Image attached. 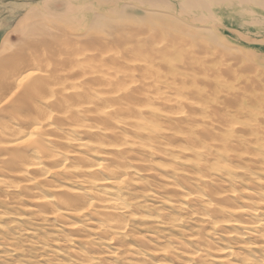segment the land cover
Instances as JSON below:
<instances>
[{"label": "bare ground", "instance_id": "1", "mask_svg": "<svg viewBox=\"0 0 264 264\" xmlns=\"http://www.w3.org/2000/svg\"><path fill=\"white\" fill-rule=\"evenodd\" d=\"M215 1L242 25L264 26V0ZM87 3L90 17L61 18L43 0L17 19L15 42L0 41V206L25 200L37 225L74 233L53 244L70 248L69 264L115 257L120 247L106 252L114 242L139 255L120 264H238L224 242L233 235L264 251V52L234 46L207 0H183L173 18L122 0ZM152 197L178 214L151 215ZM12 217L0 210V224L36 235ZM184 220L195 227L181 246L155 245L156 228L134 238L155 245L148 251L123 243L133 223L178 229ZM94 238L98 253L70 247L91 251ZM8 239L0 249L16 255Z\"/></svg>", "mask_w": 264, "mask_h": 264}, {"label": "rangeland", "instance_id": "2", "mask_svg": "<svg viewBox=\"0 0 264 264\" xmlns=\"http://www.w3.org/2000/svg\"><path fill=\"white\" fill-rule=\"evenodd\" d=\"M43 0H0V41L6 36L9 35L12 42L16 41L17 33L14 32L15 24L17 19H19L26 8L35 6L36 8H41V3ZM54 6L56 7V10L59 13V16L61 18L64 17H72L76 16L78 13L84 12V16L90 17V11L88 9L83 10L84 8H87V1L89 0H52ZM125 2L131 3L133 6L136 7V10L138 12L141 11H154L153 13L155 15H161L162 17H169L173 18L174 14L180 15V4L183 0H122ZM210 1L213 6L211 7L212 11L216 14L221 15L222 18L228 23L227 28L230 30V33L228 35V39L231 43H233L234 46L237 45H247L252 48H256L258 51L264 52V26L262 28H256L253 26H245L242 25V17L238 15L237 13H230L227 14L225 11V4L215 1V0H207ZM150 10V11H149ZM162 10V11H161ZM165 10V11H163ZM79 11V12H78ZM256 16L264 17V13L261 11H256ZM227 19V20H226ZM239 20V21H238ZM246 21H250V18L245 19ZM233 21V22H232ZM60 24L63 25L64 28L68 27L64 23ZM65 25V26H64ZM223 30V29H222ZM223 32V31H222ZM247 41V42H246ZM227 84L232 85L234 81H227ZM256 116V115H255ZM255 120V119H254ZM252 121V120H250ZM257 178L262 179L264 178L263 175H257ZM154 185H157L156 181H151ZM152 184V185H153ZM151 197V196H150ZM158 200H155L152 198H148L147 202L144 204L148 205V208L152 207L153 209H150V214L155 215L156 213H159V216L161 213L173 211L168 206L159 205L157 203ZM22 204H19L18 206H12V207H2L0 206V210L7 208V211L12 212L13 217L12 220L14 221V227H21L25 229H29L30 231H34L36 235L34 236H28L25 234H17L16 231H13V227H9V225H5V223H1V229H0V242L9 240L8 238L10 236H13L15 238L16 244L20 245L19 252L14 254H3L2 251L4 249H0V264H69L68 261L70 259V255L68 254V251H70V248L65 246L62 242L55 244L54 240H61L64 237V234L74 235V233L68 232V229L64 226L60 225L59 223L52 222V223H43L40 226L37 225L33 220L28 216L27 211L23 210L26 205H28V202L25 200H21ZM151 205V206H150ZM147 208V210H148ZM174 215H177L175 211ZM171 214V213H170ZM157 215V214H156ZM30 218V219H29ZM159 218V217H158ZM161 219V218H160ZM162 220V219H161ZM185 222L182 223L180 227L173 228L170 225H167L166 227H161L163 224L161 222H157V225H149L152 226L150 228L143 227L142 225H139V223H133L130 227L131 231L129 232V235L124 239L123 243H129L135 250L138 248H141L140 251L144 252L145 248L148 251L149 248H152V246L158 245V246H166L169 244L170 246H181L182 243H186L187 241V235L190 233V227L194 226L195 223L190 220H184ZM158 229L159 234H161V237L159 236L160 242L158 244L154 243L151 247H142L139 243H135V237L137 234H144V233H151L150 231L153 229ZM228 229L231 228H238L236 226L234 227H226ZM17 230V229H14ZM237 230H234V234L239 232ZM237 231V232H236ZM77 234V233H75ZM156 235V234H155ZM215 239L211 236H207L211 242L215 241L216 238L221 239L220 232L218 231L216 234H214ZM62 236V237H61ZM157 236V235H156ZM205 236V237H206ZM37 237H39L42 241L48 244V246L44 249L39 248L40 242H38ZM223 239V237H222ZM165 240V242H163ZM168 240V241H167ZM94 243H92L91 251L90 248L85 245H82L80 242H74L72 246V249H78L85 251L87 253H98L102 251L103 244H99L98 240L94 238ZM177 242V243H176ZM180 242V243H179ZM223 242V241H221ZM227 244H230L232 251L234 252L232 261L236 262L238 264H259V257L264 259V251L262 247L259 249V247H256L255 244H252V242L258 243L257 240H250L247 236H236L233 235L232 238H229V241H224ZM123 244V245H124ZM180 244V245H179ZM214 244V243H213ZM218 243H215L214 245H217ZM219 245V244H218ZM0 246H3L0 244ZM110 247H106V252H113L114 249L117 246L120 247V253L116 254L115 252L113 256H107L104 257L105 261L100 264H120L121 261L120 258H128L132 259V257L139 256L137 253L129 254L124 253L126 249L125 246H120L119 243H113L109 245ZM140 246V247H139ZM144 248V249H143ZM68 249V250H67ZM134 250V252H135ZM145 250V251H146ZM180 250V249H178ZM53 251V252H52ZM52 253V254H49ZM143 259L150 260L149 255H142ZM40 258V259H39ZM181 261H184V264H196L195 261H187L183 258H180ZM178 258H175V260L172 262V264H176V262L180 261ZM135 262H138L137 259L134 260ZM241 261V262H239ZM211 264V263H208Z\"/></svg>", "mask_w": 264, "mask_h": 264}]
</instances>
